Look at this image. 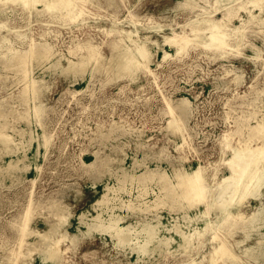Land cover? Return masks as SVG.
Instances as JSON below:
<instances>
[{
  "label": "rangeland",
  "instance_id": "obj_1",
  "mask_svg": "<svg viewBox=\"0 0 264 264\" xmlns=\"http://www.w3.org/2000/svg\"><path fill=\"white\" fill-rule=\"evenodd\" d=\"M73 1L76 11L66 14L48 11L41 3L34 7L23 0H0V42L9 39L0 49V134L12 135L21 148L18 154L0 151V264H57L44 262L41 250L51 245L59 251L58 264L222 263L225 256H216L214 262L202 257L212 244H222L238 256L235 251L260 237L254 233L247 239L242 233L259 204L255 196L244 195L248 179L235 194L244 214L231 221L239 227L235 235L243 244L233 249L228 229L219 230L216 224L214 209L233 184L212 188L198 206L171 207L170 193L147 209L144 201H153L160 186L155 181L146 186L122 182L120 175L123 169L141 174L157 165L170 174L176 168L191 172L202 164L207 167L205 183L215 187L230 174L225 159L233 157L235 149L241 155L249 150L258 154L264 132L257 135L252 126L264 119V28L249 12L229 10L246 2L248 10L264 17L251 4L264 7V0ZM77 11H82L78 19ZM207 21L240 28L227 46L206 49L194 39L193 29L205 30ZM120 32L146 43L150 53L134 76L115 66H100L117 54ZM168 37L181 39L180 44L166 43ZM185 44L178 54V46ZM19 47L27 54L14 52ZM43 48H49L44 55ZM71 62L79 66L71 69ZM69 68L73 71L66 72ZM182 98L190 102L185 114L178 108ZM18 158L17 166L7 165ZM261 158L254 170L263 168ZM104 194L109 200L96 203ZM98 213L117 214L123 217L122 226L139 231L157 214L169 228V221L179 218L184 231L189 229L186 213L192 218L205 215L198 227L208 221L213 225L190 247L163 230L161 236H174L176 242L155 250L158 243L153 241L141 250L118 243L112 232H89L85 221ZM63 215L70 216L69 226L60 225ZM65 230L76 238H62ZM142 234L138 237L144 242ZM263 258H252L253 264Z\"/></svg>",
  "mask_w": 264,
  "mask_h": 264
},
{
  "label": "bare ground",
  "instance_id": "obj_2",
  "mask_svg": "<svg viewBox=\"0 0 264 264\" xmlns=\"http://www.w3.org/2000/svg\"><path fill=\"white\" fill-rule=\"evenodd\" d=\"M23 1L26 6L32 5L34 7L38 6V4L41 3L44 5L45 9L51 12L57 11L56 9H60L59 11H62L66 14H70L71 12L76 11V5L73 0H23ZM245 3L246 2H243L240 5H238L239 7H237V9L235 10L232 9L229 10V14L232 13L233 11L239 12L240 10H245L251 14V20L260 22L261 25H263L262 26L263 29L264 17H259L258 15L253 14L252 9L248 10L247 5ZM251 4H253V8L258 7L260 9V15L263 14L264 7L259 2L251 1ZM80 12L82 11H77V14L75 16L77 19L81 15ZM207 22H208V27H206L205 30L193 29L196 32L194 39L199 40L200 44H202V46H204V48L206 49L215 50L227 46L229 44L228 41L233 35V33L237 32L240 28L233 25L230 26L220 25L219 23L212 21H207ZM244 22L245 21L242 20V25L244 24ZM112 33L114 34V32ZM119 35L121 37L122 42L121 45H116L117 54L114 55L113 58L110 59V61L106 60V62H102L100 66H104V67L109 65L115 66L117 67L118 72L123 71V73H125V75L127 76H134L135 72L141 69L143 66V64L141 63L142 61L141 59H147L150 56V53L146 48L147 46L146 43H141L140 40H134L131 37H125V34L123 32H120ZM1 40L2 42H0V49H2V45L5 42H7L9 39L2 38ZM184 40L188 42L190 41L189 39H184ZM180 41L181 39L179 41H176L174 37L173 40H171V37L165 39L166 43L170 42L172 45H179ZM9 44L12 45V43ZM186 45L187 44H185L184 46L182 45L181 47L178 46L177 53L180 54L184 50ZM48 49L49 48H43L42 54L44 55V53H46ZM20 51H24V50L21 49L20 47L14 48V52H17L18 55L23 54ZM24 52L27 54L26 51ZM14 55H16V53ZM38 55L42 56L41 51L38 53ZM260 55L261 52H258L257 56L259 57ZM168 56L169 54L166 52L164 59H166ZM19 58L14 56V58L12 59L19 61L20 60ZM84 63L85 61H83L80 64L76 62H71L70 68L74 69V67L77 66L78 64L82 65ZM70 68L66 69L67 70L66 72L73 71L70 70ZM26 78L27 79L29 78L27 73H26ZM37 83L38 82L36 80H33L32 85L36 87L38 86ZM189 104L190 102L188 98H182L181 103L178 105V108L182 113L185 114V111L186 109H188ZM170 109H171L170 111H172V107ZM171 125H174L173 122H170V127ZM252 129L256 131L257 135L264 132V119L259 121L258 125L252 126ZM33 141H34V137H31V139L29 140L30 145L32 144ZM0 143L3 144V149L1 148L0 151H3L4 155L18 154L21 151V148L19 147V143H17V140H15V138L10 134H0ZM260 156L262 157L261 159L264 160V146L258 152L257 155L254 151L252 152V150H249V152H245L243 153V155H241L240 150L235 149L233 151V157H231L229 160L225 159V163L229 166L230 174H227L224 177L220 178V180L217 181L218 184L215 187H212L211 185L205 183L204 180L206 177L205 174L207 167L203 166L202 164L197 168H195L194 170H192L191 172L186 170L183 171L182 169L176 168L172 172V174L166 172L165 169H163L161 166L158 165L155 168H151L147 166L146 170H144L141 174H130L125 169H123L122 171L123 173L122 175H120L121 176L120 181L122 182L137 181L139 183H144L145 186L147 185L148 182L155 181L156 185L160 186L159 193L157 191L154 192V195L156 197L153 201H148V200L144 201L145 202L144 204H146L147 209L148 208L153 209L160 201L164 200L165 196H167L168 194L170 195V193L172 200L169 203L172 204L171 207H175V206L184 207L187 205L198 206L203 202V198L205 199V196L208 193H210L212 188H215L217 190L218 189L217 187H219L224 182L228 184V186H231V184H233L234 185L233 188H231L229 192L226 191L227 193L225 197L219 195L221 198L220 200H217L218 201L217 203L215 202L216 204L214 209L217 211L216 224L218 225L219 230L226 231L228 229L225 234L231 240L230 243L232 244V247L234 249L235 247L236 248H238L239 246L241 247L243 241L237 239V235L235 234H237V230L240 229L237 226V224H233L231 220H234L235 218L238 217H242L244 214L243 211L240 212L239 209L240 207L236 203L235 194L238 193L240 187L244 186L246 180L248 179V182L245 185L244 195L246 196L249 194L255 196L259 204L256 207V209L252 210L251 214L253 221H250V224L248 226H245L244 229H242V233L243 235L246 236L247 239L248 238L250 239V236L252 238L254 233H257L258 235H260L259 239L255 242V244L249 245L244 249L241 248V252L235 251L238 256L234 255L231 251L228 252V250H226V248L222 244H217V245L212 244L210 246V249L202 257L204 258L206 257L209 262L211 261L214 262L216 256L218 257L225 256L224 261H222V263L219 264H243L242 263L243 260L248 261L249 264H253L252 258H255V260H259L262 259V257L264 256V245L261 244V242H264V233H262L261 231V228L264 227V221H263L264 202L261 200L262 189L264 186V166L261 169L260 168L257 170L253 169V165L258 162V158ZM19 161L20 158H18L17 160L10 161L9 164L7 165L10 167H14L17 166ZM106 186H109V183ZM221 187H225V186L222 185ZM115 190L116 188L114 189V192H116ZM108 200H109L108 194H104L100 199H98L96 203L101 204L103 202H107ZM122 203H126V201H122ZM187 214L188 213H186L183 216V219L185 220L187 226L189 227L187 231H184L183 226L179 224V218L174 217L172 221H169L170 222V228H169L168 225H165L163 223L162 221L163 218L158 214L154 218L156 224H154L153 223L154 221L151 220L147 225H144L140 231L133 229L131 225L122 226L120 222L122 221L123 217L113 213L110 214L107 213L104 215L103 213L102 214L98 213L92 216V218H89V221H85V223L87 224L89 232L105 231V230L110 233L112 232L111 237L115 238L118 243H130L133 245V247L141 250H146L148 248V245L153 241H156L158 243V245L155 247V250L158 248L163 249V247L169 248L170 245L175 243L176 238L174 236H170V235L161 236V232L163 230L165 232H168V234L173 232L176 235V237H180L183 240L184 245L182 246L190 247V245L194 244L195 240L204 238L213 224H211L212 222L208 221L206 222V225L204 227H198L197 222H199L200 220L202 221L205 220L204 219L205 215L203 213L197 214L192 218L189 217ZM82 217L84 218L86 217V215L83 214ZM59 222H62L60 225L69 226L71 223L70 216L69 215L61 216ZM171 222H175V223L171 224ZM55 231L60 233L58 229H55ZM141 231H143V234H145L144 242L140 241L139 240L140 237H138ZM37 234H39L47 241L52 240V236L47 233L37 232ZM61 236L62 238H66L70 240H74L76 238L74 237V235L70 234L67 230H65L61 234ZM218 239L220 238H217V240ZM54 247L55 245H51L49 246L48 249L41 250L45 255L44 262H47L48 260H55L58 264L59 251L56 250ZM203 261L204 260L197 261L194 259L192 262H190V264H203ZM257 264H264V258L263 260H261V262L258 261Z\"/></svg>",
  "mask_w": 264,
  "mask_h": 264
}]
</instances>
